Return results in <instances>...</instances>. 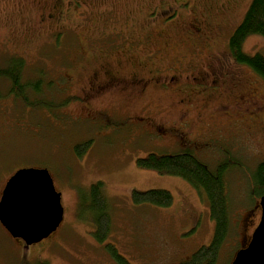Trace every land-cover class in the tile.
I'll return each instance as SVG.
<instances>
[{
  "label": "rangeland",
  "instance_id": "374dc122",
  "mask_svg": "<svg viewBox=\"0 0 264 264\" xmlns=\"http://www.w3.org/2000/svg\"><path fill=\"white\" fill-rule=\"evenodd\" d=\"M250 2L0 0V63L9 55L23 57L25 78L43 75L45 89L51 82L48 98L60 102L79 94L99 65H107L120 80L88 104L75 99L53 112L23 106L6 94L0 99V193L19 168L46 167L63 207L56 231L31 245L0 224V264H121L111 248L129 264L188 259L213 236L207 198L180 176L136 163L149 153L184 149L212 168L226 165L237 240L240 245L248 241L260 216L249 174L264 159V80L232 58L228 39ZM196 19L201 34L193 27ZM204 43L211 51L205 47L197 53ZM242 49L264 54V37L250 34ZM195 62L204 78L222 71L216 92L189 77L186 70ZM151 73L169 83V89L149 86L141 94L132 77ZM145 104L165 112H151ZM185 108L193 122L187 136H209L186 141L184 124L175 121ZM168 123L174 125L159 129ZM87 139L91 143L78 156L75 144ZM97 181L111 220L102 241L94 237L95 223L81 203ZM154 188L171 193L169 206L132 201L133 190ZM232 244L225 242L215 264H230Z\"/></svg>",
  "mask_w": 264,
  "mask_h": 264
},
{
  "label": "trees",
  "instance_id": "16d2710c",
  "mask_svg": "<svg viewBox=\"0 0 264 264\" xmlns=\"http://www.w3.org/2000/svg\"><path fill=\"white\" fill-rule=\"evenodd\" d=\"M250 34L264 37V0H251L242 20L228 39L232 58L249 66L264 80V54L260 51L248 54L242 49L244 40ZM25 65L24 58L18 55H9L4 64L0 63V99L5 97V94L10 95L23 106H31L30 108L34 109L41 107L51 112L54 111L53 107L65 106L71 100L77 99L75 95H69L60 102L55 101L53 95L48 98L46 92L50 91L51 82L47 83L45 89L42 87L43 75L25 78ZM4 84L7 85L6 91H3ZM90 143L91 140L87 139L75 144V153L81 156ZM136 163L142 168L180 176L207 198L210 217L214 221L211 241L199 246L188 259L179 264H215L227 240L233 243L232 248L235 251L240 248V241L237 240L238 217L233 213L230 204L225 164L218 163L212 168L188 149L171 153H149L143 158H138ZM249 180L251 196L264 194V159L250 172ZM131 198L134 203H148L159 207L169 206L172 202V195L168 190L155 188L145 191L133 190ZM81 203L87 210L85 216L95 223V230L92 232L94 237L102 241L111 228L109 203L102 182L91 184L88 196L83 197ZM111 250L121 264H129L124 257L117 254L115 248Z\"/></svg>",
  "mask_w": 264,
  "mask_h": 264
},
{
  "label": "water",
  "instance_id": "95a60500",
  "mask_svg": "<svg viewBox=\"0 0 264 264\" xmlns=\"http://www.w3.org/2000/svg\"><path fill=\"white\" fill-rule=\"evenodd\" d=\"M260 220L231 264H264V194L259 197ZM63 219L61 193L46 167H24L5 182L0 195V224L26 245L56 231Z\"/></svg>",
  "mask_w": 264,
  "mask_h": 264
},
{
  "label": "flooded vegetation",
  "instance_id": "af4514ba",
  "mask_svg": "<svg viewBox=\"0 0 264 264\" xmlns=\"http://www.w3.org/2000/svg\"><path fill=\"white\" fill-rule=\"evenodd\" d=\"M46 15L48 18L52 17L51 13H48ZM40 20H43V18H41ZM193 27L198 32V34L199 33L201 34L202 27H201V22L198 19H196L193 22ZM208 37H209V35H208ZM205 47H206V49H208V51H211L209 43H204L203 46L201 47V49H199L196 52L202 53ZM211 58H213V56H211ZM194 64L190 63V67L187 68V70H186L189 77H191V79H193L194 81H196L199 84L206 85V87H208L210 91L216 92V89H218V87H220L218 85L220 82V75H221L222 71L210 74V78H209V76L207 78L206 77L204 78L203 76H201L199 71H196L197 62H195ZM155 72L158 73L156 70H155ZM227 73L228 72L223 71V75L227 76ZM228 75H229V73H228ZM132 80H133L134 84L138 86L139 92L141 94L145 93V91L147 90V88H149V86H154L155 88H158L161 91L169 89L168 87H166V85L169 83H167L163 80L159 81L160 79H159V76L157 74L155 76L151 73L146 77H137L136 75H134L132 77ZM207 81H210L211 84L207 83ZM119 84H120V80H119L118 76L107 65H99L96 68L92 69L91 74L88 77L86 87L81 90V92H80L81 94L79 93V94H76L75 96L77 97L79 102H86L88 104V101L90 99L97 96L102 91L108 89L109 87H112L114 85L116 86ZM183 102H184V100L180 99L178 103L181 106V105H183L182 104ZM144 107L146 110L149 109V111H151V112H165V109L163 107L158 108L157 106L156 107L153 106L154 108H152V106L150 104H145ZM189 115H190L189 110L187 108H185V109L180 110L178 112V115L175 119V121L182 122L184 124L185 132H184L183 137L186 139V141L191 142V141L201 140L204 137L209 136V135L205 136L204 134H200V136H198L196 138L191 137V136H187V134H189L190 131H192V129H193V122H192L191 117ZM164 125L165 126H162V128L159 127V129L163 130L164 128L173 126L174 124L168 123V124H164ZM210 132L213 133L212 131H210ZM249 238H250V236H249ZM231 260H230V262H231Z\"/></svg>",
  "mask_w": 264,
  "mask_h": 264
}]
</instances>
